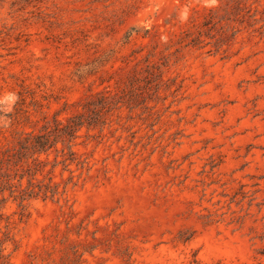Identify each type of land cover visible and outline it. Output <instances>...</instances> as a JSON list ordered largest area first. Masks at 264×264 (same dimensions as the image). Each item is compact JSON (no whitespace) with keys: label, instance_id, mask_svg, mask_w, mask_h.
<instances>
[{"label":"rangeland","instance_id":"obj_1","mask_svg":"<svg viewBox=\"0 0 264 264\" xmlns=\"http://www.w3.org/2000/svg\"><path fill=\"white\" fill-rule=\"evenodd\" d=\"M18 101L81 126L0 264H264V0H0V147Z\"/></svg>","mask_w":264,"mask_h":264},{"label":"trees","instance_id":"obj_2","mask_svg":"<svg viewBox=\"0 0 264 264\" xmlns=\"http://www.w3.org/2000/svg\"><path fill=\"white\" fill-rule=\"evenodd\" d=\"M1 116L11 120V127H14L11 133H14L11 135L12 143L8 147H0V195L3 202L11 201L17 205L19 219L23 221L33 201L53 199L59 193V185L54 183L52 174L58 164L67 168V157H74L75 153L73 147L56 146L59 142L68 146L71 140H65L64 136L69 135L74 139L78 126L81 125H72L71 122L63 125L56 120L55 129L44 125L39 134L18 132L16 127L27 122L30 117L19 101L14 107V113H2ZM59 126H62L61 131H58ZM52 154H55V159L50 162ZM60 157L63 160L58 161ZM13 226L9 221L4 226L0 259L4 258V244L13 240Z\"/></svg>","mask_w":264,"mask_h":264}]
</instances>
